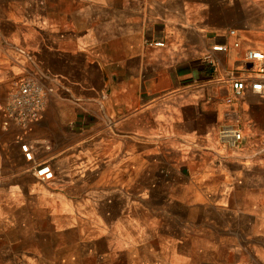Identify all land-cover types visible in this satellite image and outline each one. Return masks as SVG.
<instances>
[{"label": "crops", "instance_id": "crops-1", "mask_svg": "<svg viewBox=\"0 0 264 264\" xmlns=\"http://www.w3.org/2000/svg\"><path fill=\"white\" fill-rule=\"evenodd\" d=\"M212 41L227 49L212 51ZM250 50L264 52V0H0L3 196L44 198L50 221L118 217L109 233L129 238L122 249L136 261L158 247H138L144 217L167 243L184 238L187 206L208 207L249 229L236 246L244 255L252 245L264 264V90L250 89L264 82V59ZM39 69L45 109L26 130L5 127L16 81ZM237 78L248 83L241 95ZM223 123L241 128L237 148L220 142ZM19 136L52 179L37 177ZM17 174L34 181H10Z\"/></svg>", "mask_w": 264, "mask_h": 264}, {"label": "rangeland", "instance_id": "rangeland-1", "mask_svg": "<svg viewBox=\"0 0 264 264\" xmlns=\"http://www.w3.org/2000/svg\"><path fill=\"white\" fill-rule=\"evenodd\" d=\"M167 175L165 170L159 178L162 180ZM28 180L31 179L24 174L10 176L12 182ZM2 192L0 190V264H263L257 260L252 245L246 246L248 253L244 255L241 246H236L235 235L249 229L242 228L241 222H233L232 217L229 221L218 217L216 210L214 217H210L208 207H197V210L186 207V220L181 226L184 238L172 239L179 248L165 246L168 242L173 244L171 239L167 243L159 242L163 239L154 237L155 230L149 229L155 220L151 222L144 217V223L150 225L149 236H138V247H158L154 253H141L136 261L122 249L130 244L129 238L125 244L109 233L115 229L118 217L100 220L99 217L81 216V211L72 219L59 213L55 221H50L55 217L45 213L47 207L43 206L45 200L40 195L38 199L28 195L29 191L11 190L7 197ZM34 199L38 204L36 214L30 207L35 203ZM146 229L143 224L139 233L145 234ZM261 240L264 242V238ZM260 254L264 256V253Z\"/></svg>", "mask_w": 264, "mask_h": 264}, {"label": "built area", "instance_id": "built-area-1", "mask_svg": "<svg viewBox=\"0 0 264 264\" xmlns=\"http://www.w3.org/2000/svg\"><path fill=\"white\" fill-rule=\"evenodd\" d=\"M234 32V30L231 31V33ZM153 44L164 46L165 42L158 40L154 41ZM236 45H239V43H236ZM211 49L212 51H225L227 46L223 43L212 41ZM207 58L211 62L214 60L212 54H208ZM248 58L263 60L264 52L250 50ZM260 71L264 72V66L260 68ZM45 75L46 73L39 69L36 74L25 75L16 81L6 106L7 119L4 121L5 127H8L13 122L20 130H26L40 117L45 109L48 96V90L41 80V77ZM232 88L236 95H241L248 88V83L242 78L233 79ZM250 89L254 93H260L264 90V82L260 80L252 81ZM227 101L231 102L232 100L228 98ZM218 138L227 147L237 148L242 142L244 134L238 126L232 123H223L218 130ZM18 143L25 158L30 162H34V170L37 177L42 180L52 179L54 177L52 166L46 161L36 160L34 148L29 141L23 136H19Z\"/></svg>", "mask_w": 264, "mask_h": 264}]
</instances>
